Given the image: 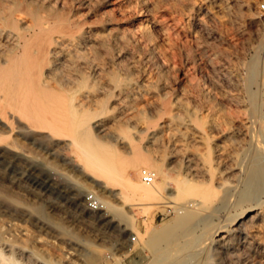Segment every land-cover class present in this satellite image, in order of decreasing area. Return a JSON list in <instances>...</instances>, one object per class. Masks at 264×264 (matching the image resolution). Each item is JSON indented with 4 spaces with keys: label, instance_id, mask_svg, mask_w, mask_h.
<instances>
[{
    "label": "bare ground",
    "instance_id": "bare-ground-1",
    "mask_svg": "<svg viewBox=\"0 0 264 264\" xmlns=\"http://www.w3.org/2000/svg\"><path fill=\"white\" fill-rule=\"evenodd\" d=\"M233 5L240 29L264 17L252 0H0V143L17 128L68 149L105 211L99 190L143 208L179 169L177 218L149 238L154 253L162 231L201 223L213 264H224L220 253L226 264H264V58L219 78L202 38ZM141 165L152 182L130 177ZM226 201L235 211L219 214ZM12 215L0 198V264H20L23 252L54 264L35 255L34 235L16 242Z\"/></svg>",
    "mask_w": 264,
    "mask_h": 264
},
{
    "label": "rangeland",
    "instance_id": "rangeland-1",
    "mask_svg": "<svg viewBox=\"0 0 264 264\" xmlns=\"http://www.w3.org/2000/svg\"><path fill=\"white\" fill-rule=\"evenodd\" d=\"M252 1L264 16V7H260L264 0ZM233 7L236 8L233 5L231 9L218 14V19L214 22L217 24L205 22L207 24L203 27L202 38L209 39L203 44L204 50L211 54L214 75L219 78L222 76L231 79L236 68L245 71L244 65L236 67L238 61L251 63L256 60L261 63L264 58V17L260 23L245 25L240 29L236 24L242 23L243 17ZM167 15L166 17L170 16L169 13ZM1 135L0 198L13 213L6 223L12 224L15 240L19 245L28 246L26 236L34 235V251L40 259L47 258L54 264H184V259L185 264H202L201 259L207 251L210 254L209 263L213 264L211 257L215 255L200 237L201 223L188 232L184 224L178 225L179 228H172V231L170 229L171 232L167 231L170 234L162 231L163 236L162 232L159 235V243L162 244H158L161 250L155 253L147 244L149 238L158 233V228L176 221L175 210L166 214H160L159 211H165V204L172 205L170 200L173 199L169 196V191H174L177 180L182 179L179 169L166 170L168 179L164 194L157 200L148 201L143 208L121 203L110 193L111 188L108 187L99 192L110 202L111 208L108 211L90 210L84 205V195L87 192L94 194L93 191L98 187L81 173L75 156L68 149L51 150L45 145L46 139L35 136L32 138V135L17 128H4ZM129 175L133 180L140 181L138 172L129 170ZM176 202L180 206V201ZM16 203L28 204L24 206L28 207L29 215L21 216V206ZM233 211L235 208L226 201L218 213ZM211 219L214 221L216 217ZM131 230L138 233V242L128 251L123 248L122 240ZM115 248L120 252L119 256L106 260L103 256L105 250ZM21 254L17 256L19 263L30 264V256L25 252ZM219 256L222 257V262L225 261L224 264L228 263V254L220 253Z\"/></svg>",
    "mask_w": 264,
    "mask_h": 264
},
{
    "label": "built area",
    "instance_id": "built-area-1",
    "mask_svg": "<svg viewBox=\"0 0 264 264\" xmlns=\"http://www.w3.org/2000/svg\"><path fill=\"white\" fill-rule=\"evenodd\" d=\"M260 7H264V3H260ZM138 177L141 182L143 183H150L152 182L154 178V173L150 169L146 167H140L138 171ZM85 207H87L90 210H99L102 207L101 202L94 196L92 192H87L84 195L83 199ZM166 208L164 209L165 211H159L160 214H166L170 210H174V207L165 204ZM138 242V236L134 231H130L129 234L122 240V245L123 248L126 250L130 251L134 247V243ZM120 252L115 248V249H110V250H105L103 253V256L106 260H113L117 256H119ZM102 264V263H99Z\"/></svg>",
    "mask_w": 264,
    "mask_h": 264
}]
</instances>
